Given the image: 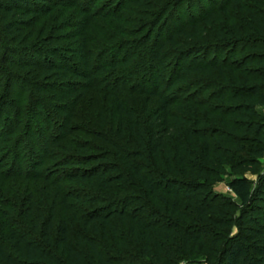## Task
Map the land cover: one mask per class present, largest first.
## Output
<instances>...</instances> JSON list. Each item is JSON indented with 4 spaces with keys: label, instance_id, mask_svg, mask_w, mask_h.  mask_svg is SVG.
I'll return each mask as SVG.
<instances>
[{
    "label": "trees",
    "instance_id": "trees-1",
    "mask_svg": "<svg viewBox=\"0 0 264 264\" xmlns=\"http://www.w3.org/2000/svg\"><path fill=\"white\" fill-rule=\"evenodd\" d=\"M174 1L0 0V64L20 70L0 68V114L24 115L47 158L13 141L0 264H264V176L245 177L264 157V0H210L156 47ZM42 94L66 99L58 120Z\"/></svg>",
    "mask_w": 264,
    "mask_h": 264
},
{
    "label": "rangeland",
    "instance_id": "rangeland-1",
    "mask_svg": "<svg viewBox=\"0 0 264 264\" xmlns=\"http://www.w3.org/2000/svg\"><path fill=\"white\" fill-rule=\"evenodd\" d=\"M120 0H109V3H118ZM124 1H128V0H124ZM181 1V0H177L176 2ZM174 1V3H176ZM211 3L210 0H188L186 2H179L177 3L174 7L172 12H170V14L167 16V19H165V21L157 28L153 29H149L148 32L145 34V36L147 35V37H151L152 38V42L156 47L160 46V44L169 36H171L173 33H176L178 31V29L183 28V25L187 22H190L193 19H197L201 16L200 13L204 12V11H208L210 9ZM204 9V11H203ZM123 15L125 14V12H122ZM129 13V11H128ZM126 15V14H125ZM78 17H82L81 13L79 12L77 14ZM130 20V26H138L137 21H141L143 20L142 16H139L137 14V16H132L126 15V20ZM125 20V21H126ZM118 23H120V21H118ZM75 25V22H74ZM129 25V24H128ZM126 25V27L128 26ZM107 29V28H106ZM144 29V28H143ZM142 29V30H143ZM81 30V25L80 26H76L74 27L71 31H73V33L71 32L72 36H77L80 34ZM67 33V32H66ZM125 40H135L134 36H130L125 38ZM77 41V40H76ZM136 41V40H135ZM151 43L149 45H151ZM53 46L55 45L56 47H61L62 44H53L51 43ZM63 47V45H62ZM66 47V45L64 46ZM149 47V46H148ZM65 55L69 56L70 58L73 59L74 62H76L78 64L77 68L81 71L82 67L79 64V59L75 56V53H69V51H65ZM173 54L171 53V57L170 60L167 59L165 60V70H167V66H169V68L171 69L174 65V60L171 61L173 59ZM176 59V58H175ZM0 68H3L4 70H7L8 72H20V70H18L17 67H12L10 65H5V64H0ZM164 68V67H163ZM33 72V71H31ZM22 73H25L24 71ZM43 77V76H41ZM70 79H72L70 77ZM58 82V80H56ZM65 81V80H62ZM0 82L1 84H3V88L0 89V91L4 90V86H5V79L3 76H0ZM8 86V84H6ZM10 91L12 92V96L17 97L18 95H21L23 93V91L19 90L18 88H14L13 86H10ZM66 89H64L65 91ZM25 92V91H24ZM26 93H29V90L26 91ZM2 97V96H1ZM42 97L44 98V103L46 105V108L48 110V112H50V116L52 118H56L57 120L59 119V114L58 112H55V107L56 103H58V101L61 103H65L66 99L63 98L62 96H51L49 94H42ZM56 97V98H55ZM105 99H108L107 97ZM131 99V98H130ZM18 100V98H17ZM106 101V100H105ZM132 105H136L135 107H137V103L142 104L141 102H137V100H131ZM22 116V115H21ZM32 118V116H31ZM26 117H24V115L22 117H19V115L17 114H13L11 112L10 108H2V113L0 114V134L4 136V138H0V157L1 155H3V152L7 150V146L8 149H10V155L11 157L9 158L8 161H6V163L4 162L2 165H0V171H8L10 173V169L12 168V166H17L20 163L19 160V152L20 151V145H15L12 147L13 145V141L16 140L18 137H22L23 136V148L29 149L31 152H28L27 155L22 154V157L25 159L26 157L31 158L33 156V151H35L37 157L39 158L38 160L42 161V160H46V154L44 152H42L41 148L37 147L36 144H38V138H31L32 135L30 133H28V136L26 135L25 137V132H26ZM38 123H35V119H34V129L35 131H38L41 135H43L46 131V124H47V120L43 117L42 119L38 118ZM39 137H44V136H39ZM21 158V157H20ZM46 164H51V162H44ZM35 169V168H32ZM257 173L253 174V173H247L245 175V177L251 181L252 186L254 189H256L257 187L260 186V177L264 176V157L260 160V165L257 168ZM15 170V169H12ZM16 171V170H15ZM7 172V173H8ZM59 172V170L57 171ZM4 173V172H3ZM57 176V175H56ZM55 176V177H56ZM54 177V178H55ZM58 177L60 178V174L58 175ZM58 178V180H59ZM228 177L225 179V183L216 186V190L218 192L224 193V194H231L230 189L226 186ZM260 205L262 207H264V204L262 202H260ZM57 218L59 220H61L63 218V214L62 216L59 214L57 216ZM203 262L199 259V258H194L191 260H186L181 262V264H202ZM204 264V263H203Z\"/></svg>",
    "mask_w": 264,
    "mask_h": 264
}]
</instances>
